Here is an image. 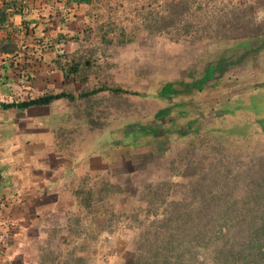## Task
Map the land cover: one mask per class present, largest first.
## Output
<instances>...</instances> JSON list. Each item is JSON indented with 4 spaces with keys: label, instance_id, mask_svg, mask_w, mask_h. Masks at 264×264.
<instances>
[{
    "label": "rangeland",
    "instance_id": "obj_1",
    "mask_svg": "<svg viewBox=\"0 0 264 264\" xmlns=\"http://www.w3.org/2000/svg\"><path fill=\"white\" fill-rule=\"evenodd\" d=\"M45 2L35 19V7L14 16L23 36L0 12V101L61 91L76 98L0 106V175L43 167L55 179L59 162L85 165L51 208L37 209L23 185L7 192L17 203L0 198L1 236H27L20 250L42 264H136L138 256L155 264L164 226L175 236L162 247L179 264H264V44L202 89L158 91L259 42L264 0ZM100 86L130 92L79 97ZM167 106L171 113L157 118ZM22 204L24 213H13Z\"/></svg>",
    "mask_w": 264,
    "mask_h": 264
},
{
    "label": "trees",
    "instance_id": "obj_2",
    "mask_svg": "<svg viewBox=\"0 0 264 264\" xmlns=\"http://www.w3.org/2000/svg\"><path fill=\"white\" fill-rule=\"evenodd\" d=\"M71 2V0H68ZM74 1V0H72ZM77 2H83V1H87V0H76ZM0 5H2V3H0ZM2 10L1 12V19L3 20V22L7 21L8 15L6 12L5 7L2 5ZM253 39H257L259 42H257L255 45L252 44V38L248 39L245 42L240 43V45H238V48H242L243 50L245 49L246 51H243L242 49H240V51L235 50L233 51V49H229L225 52H223L219 58L217 59V61L215 62H211L205 69L204 71H201V73H199L197 70H190L189 71V77L192 78L194 77V79H192V81H185V80H178L176 82H166L164 83L159 89V94L160 95H170L173 96L177 93L180 92L179 89H176L174 86V83H179L181 85H183L185 87V89H192V88H199L202 89L203 86L208 82V80L213 79L215 77V74L218 73H222L226 70V68H228L230 64H236L238 62L239 59L246 57L247 55H250V52L252 50H257L254 49L256 48V45H259L260 43L264 44V36H258V37H254ZM199 73V74H198ZM198 74V75H197ZM107 89H111L113 91H117V92H130L128 89H124L122 87H116V88H112L109 86H100L97 88H94L92 90L86 91V92H81L79 94V97H87V96H91L93 94H96L100 91H104ZM136 93V92H135ZM62 98H70V99H75L76 95L74 93H70V92H66V91H61V92H48V93H44L38 96H34V97H29L23 100H17V101H0V106L4 109H12V108H16V109H28V108H32L35 106H44V105H50L52 104L54 101L58 100V99H62ZM227 110V109H226ZM171 106H167L164 108H161L157 111L156 116L157 118H162L166 115H169L171 113ZM183 132V131H181ZM136 134H140V133H147V129L143 128L140 131H136ZM2 167V165L0 164V168ZM22 167H14L13 170V175L11 176H1L0 175V198L4 197V200L9 199L7 197V192H11L12 189L15 186H21L22 181L20 180L21 177V171ZM1 174V173H0ZM33 175H30V179H32ZM260 185L261 188L264 189V181H261L258 183ZM29 189H34V188H29ZM12 193V192H11ZM13 197V196H12ZM19 198V197H18ZM10 200V199H9ZM8 200V201H9ZM9 202L12 203H17L16 200L12 201L10 200ZM20 206V205H19ZM23 208V207H22ZM164 226H161L162 230L161 231H156L158 233V237L156 238V247L159 250V258L157 260V263L155 264H179L177 261L174 262L172 260L169 259V255L167 253L169 247L164 246L162 247V245L164 244L165 241H172L173 237L175 236L174 233H167V229H163ZM159 229V228H157ZM149 231H152V235L154 234V230L151 229ZM148 231V232H149ZM157 240H161L162 244L158 243L157 244ZM170 250V249H169ZM172 251V250H170ZM184 251H188L189 253H191L190 257H193V251L189 248L188 250H184ZM183 251V252H184ZM215 253V252H214ZM163 254V255H162ZM162 259V260H161ZM244 262H242L241 264H246L247 262H245V260H243ZM134 262H136V264H149L145 261H143L141 259V256L138 258H136L134 260ZM185 264H189L188 262H186ZM192 264H206L204 261L197 263V261H195V263L193 262ZM214 264H218V263H214Z\"/></svg>",
    "mask_w": 264,
    "mask_h": 264
},
{
    "label": "crops",
    "instance_id": "obj_3",
    "mask_svg": "<svg viewBox=\"0 0 264 264\" xmlns=\"http://www.w3.org/2000/svg\"><path fill=\"white\" fill-rule=\"evenodd\" d=\"M33 8L35 7V10L33 11L34 13L31 14L33 19H35V16L41 13L40 10H42V13H44L43 10H48L47 9V4L45 0H31ZM49 7V6H48ZM51 7H49L50 9ZM40 166H46L51 167L52 172L55 170L53 166L50 165L47 161H45V164H43V161L39 162ZM56 165V164H55ZM85 163L83 164V161H62L59 162L57 165L59 167L58 172L62 171V175L59 174V177L53 179L52 175H49L50 169H45L41 167L40 172L37 174L35 173L32 177L31 184L29 182L28 176L26 175L20 177V180L22 181L24 188H28L27 190H24V193H28L30 196H34V200L37 201L38 199L41 204L39 205V208H44L46 209L51 208L49 207L50 203L52 201L55 202H60V199L63 198V196H66L65 192L67 189H65V185H63L64 182H66V179L69 177L70 173H73V170L75 171L77 167L78 169H82ZM20 167V166H19ZM52 174V173H51ZM69 182V181H68ZM25 183H28L25 185ZM28 186V187H27ZM29 188H34V189H29ZM24 194V195H25ZM57 194V195H56ZM55 195V196H54ZM48 198H51L53 200H47ZM23 204L19 206L18 209H12L13 213L19 212V213H24L21 210H23ZM48 207V208H47ZM25 213H27L28 209L25 207ZM48 211V210H47ZM36 212H39L38 210ZM56 212V210H54ZM50 213H53L51 211ZM49 212L46 213V216L50 214ZM2 234L0 233V264H42L39 262H35L33 258L28 256L27 251H22L20 250L21 246L27 247L29 245L30 240H28L27 236H24L22 239H17L15 237H3L1 236ZM5 235V234H4Z\"/></svg>",
    "mask_w": 264,
    "mask_h": 264
},
{
    "label": "built area",
    "instance_id": "obj_4",
    "mask_svg": "<svg viewBox=\"0 0 264 264\" xmlns=\"http://www.w3.org/2000/svg\"><path fill=\"white\" fill-rule=\"evenodd\" d=\"M0 3L5 7L8 18L6 28L13 31L14 36H23L27 31L25 24L21 22H15V15H28L32 12L33 6L31 0H0Z\"/></svg>",
    "mask_w": 264,
    "mask_h": 264
}]
</instances>
